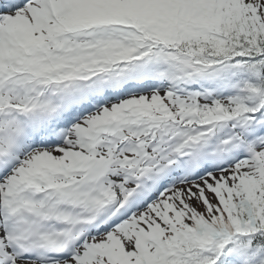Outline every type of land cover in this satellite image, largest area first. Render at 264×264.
Returning <instances> with one entry per match:
<instances>
[{
    "label": "snow or ice",
    "instance_id": "6c2138e0",
    "mask_svg": "<svg viewBox=\"0 0 264 264\" xmlns=\"http://www.w3.org/2000/svg\"><path fill=\"white\" fill-rule=\"evenodd\" d=\"M0 264H264V0H0Z\"/></svg>",
    "mask_w": 264,
    "mask_h": 264
}]
</instances>
